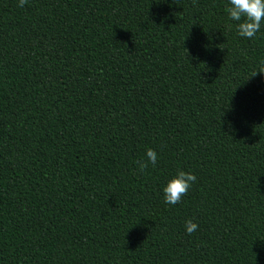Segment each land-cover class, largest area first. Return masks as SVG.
<instances>
[{"label": "trees", "instance_id": "16d2710c", "mask_svg": "<svg viewBox=\"0 0 264 264\" xmlns=\"http://www.w3.org/2000/svg\"><path fill=\"white\" fill-rule=\"evenodd\" d=\"M227 6L0 0V264H264V24Z\"/></svg>", "mask_w": 264, "mask_h": 264}, {"label": "clouds", "instance_id": "9594fccd", "mask_svg": "<svg viewBox=\"0 0 264 264\" xmlns=\"http://www.w3.org/2000/svg\"><path fill=\"white\" fill-rule=\"evenodd\" d=\"M25 3L26 0H17V7L22 8ZM227 5L226 13L229 20L236 22V34L242 38L254 39L264 24V0H227ZM156 162L157 153L149 148L146 149L144 158L136 161V165L143 173L149 165L155 166ZM195 181L196 177L190 171L186 172L178 168L162 186L163 202L166 205L178 204ZM197 227L191 219L185 220L183 225L187 235L195 232Z\"/></svg>", "mask_w": 264, "mask_h": 264}]
</instances>
